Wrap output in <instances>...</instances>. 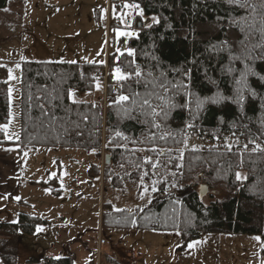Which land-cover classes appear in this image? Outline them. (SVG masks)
I'll return each instance as SVG.
<instances>
[{"label":"trees","instance_id":"trees-1","mask_svg":"<svg viewBox=\"0 0 264 264\" xmlns=\"http://www.w3.org/2000/svg\"><path fill=\"white\" fill-rule=\"evenodd\" d=\"M119 1L110 0L111 11ZM124 1L143 16L133 21L130 52L119 50L122 42L108 55L105 103L70 100L73 90L92 92L103 84L105 65L22 62L19 138L8 140L0 129V145L20 152L81 148L99 159L103 151L110 158L105 181L114 167L121 178L155 185L145 208L105 205L102 227L178 233L183 247L207 234L260 236L264 242V0ZM7 2L0 0V10ZM152 17L158 22L146 26ZM117 68L125 79L114 77ZM7 79L1 66L0 126L10 119ZM242 83L247 87L239 103ZM188 138L204 147L185 149ZM99 169L90 173L100 176ZM34 184L61 193L57 180ZM200 186L208 189L207 204ZM189 187L194 191L186 201L180 195ZM47 224L23 213L16 223H0L3 264H17L20 235L32 237Z\"/></svg>","mask_w":264,"mask_h":264},{"label":"rangeland","instance_id":"rangeland-1","mask_svg":"<svg viewBox=\"0 0 264 264\" xmlns=\"http://www.w3.org/2000/svg\"><path fill=\"white\" fill-rule=\"evenodd\" d=\"M126 5L131 4L124 3L123 11L114 8L111 11L109 0H8L6 7L0 10V59L8 71L11 108L9 122L0 129L4 132L7 126L8 140L19 138L21 63L106 65L109 53L122 42L130 52L128 41L136 32L133 21L136 16L143 15L138 6ZM149 20L145 19L146 26L158 18ZM107 25L111 28L108 33ZM114 77L117 79L116 72ZM70 100L75 103L105 102V87L99 82L92 92L73 90ZM196 146L202 148L204 142L187 139L185 149ZM105 159L103 151L99 159L95 152L81 148L23 149L19 152L15 170L19 194L27 204L0 200V207H3L0 223H16L19 214L23 213L48 220L50 224L40 230L44 235H53L55 244H64L84 235L89 243L103 239L107 242L106 250L113 255L107 260L108 264L122 261H126L122 264L264 263V242L260 236L207 234L183 247L178 233L102 227L105 205L118 211L145 208L153 201L157 190L145 179L133 182L121 178L122 170L114 167L110 180L105 181ZM93 167H100V176L90 173ZM114 175L120 178L115 179ZM240 175L244 180L245 174ZM53 180L58 181L59 196L49 188L34 184ZM193 191V188H186L180 196L189 201ZM208 199L207 194L203 201L207 204ZM37 236L27 240L34 245ZM18 246L20 248V242ZM0 264H3L1 260Z\"/></svg>","mask_w":264,"mask_h":264},{"label":"crops","instance_id":"crops-1","mask_svg":"<svg viewBox=\"0 0 264 264\" xmlns=\"http://www.w3.org/2000/svg\"><path fill=\"white\" fill-rule=\"evenodd\" d=\"M147 21L150 20L148 19ZM106 31L107 33L109 32V25H107ZM3 62V59H0V67L3 66ZM19 152L18 146L0 145V200H8L12 203L15 202L16 204L18 203L25 206L27 203L21 199L19 194V183L15 170V164L18 160ZM17 197L19 199H17ZM0 205H2V203H0ZM2 209L3 207H0V211H2ZM49 224L50 222L48 221V224L44 227H40L39 230L41 228L44 229ZM36 234H38V238L35 240L36 242L34 245L27 240L29 237L26 238V236H20V248L18 246L17 250V264H44L43 262L46 258H70L72 259L73 264H96L95 255L97 249L95 250V248H97L99 240L96 241L97 243L92 241L89 243L84 235L79 239L71 240L64 244H55L53 242V239L55 238L53 235L52 237L44 235L42 230L36 232ZM35 246H39V248L37 247V250H32ZM123 256H125V254H123ZM134 256L135 258H139V256ZM32 258L36 259L37 262L30 263L29 261ZM122 262H117V264H122Z\"/></svg>","mask_w":264,"mask_h":264},{"label":"snow or ice","instance_id":"snow-or-ice-1","mask_svg":"<svg viewBox=\"0 0 264 264\" xmlns=\"http://www.w3.org/2000/svg\"><path fill=\"white\" fill-rule=\"evenodd\" d=\"M127 7H137L136 5H126ZM143 13H141V15H142ZM158 22V21H157ZM121 35H128V33H120ZM131 54V53H130ZM115 72H116V77H117V79H125L126 77L125 76H123L121 73H120V69L119 68H117L116 70H115ZM246 76H247V73H245V74H242V76H241V82H244V81H246ZM239 83V82H238ZM247 87V85H246V83H242V86H241V88H239L237 91H238V96H237V102H239V103H243V101H244V95H243V91H244V88H246ZM252 95H255V93L254 92H252ZM121 101H125V100H127L128 99V97H126V96H121L120 98H119ZM212 102H217L216 100H213ZM146 103H147V101H146ZM203 103V101H199L198 100V105L199 104H202ZM5 131H7V126H5V129H4ZM257 147H259V146H257ZM244 179H246V177H243ZM237 179L239 180V179H242V177H241V175L239 174V173H237ZM17 199H19L18 197H17ZM190 247H191V245H190Z\"/></svg>","mask_w":264,"mask_h":264},{"label":"built area","instance_id":"built-area-1","mask_svg":"<svg viewBox=\"0 0 264 264\" xmlns=\"http://www.w3.org/2000/svg\"><path fill=\"white\" fill-rule=\"evenodd\" d=\"M124 50V48H122ZM106 74V70L104 71ZM118 99V97H115ZM107 243L105 240L100 239L96 251V264H108L107 260L113 258V255L109 254L106 250Z\"/></svg>","mask_w":264,"mask_h":264},{"label":"water","instance_id":"water-1","mask_svg":"<svg viewBox=\"0 0 264 264\" xmlns=\"http://www.w3.org/2000/svg\"><path fill=\"white\" fill-rule=\"evenodd\" d=\"M110 164V158L107 157V165ZM208 194V189L206 186H200L198 189V195L200 199H203Z\"/></svg>","mask_w":264,"mask_h":264}]
</instances>
